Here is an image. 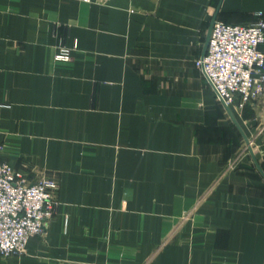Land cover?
<instances>
[{
    "label": "crops",
    "instance_id": "obj_1",
    "mask_svg": "<svg viewBox=\"0 0 264 264\" xmlns=\"http://www.w3.org/2000/svg\"><path fill=\"white\" fill-rule=\"evenodd\" d=\"M257 11L0 0V161L59 182L48 228L0 264H264V178L194 66L215 13ZM229 109L264 173V95Z\"/></svg>",
    "mask_w": 264,
    "mask_h": 264
},
{
    "label": "built area",
    "instance_id": "obj_2",
    "mask_svg": "<svg viewBox=\"0 0 264 264\" xmlns=\"http://www.w3.org/2000/svg\"><path fill=\"white\" fill-rule=\"evenodd\" d=\"M248 24H227L215 20L206 49L196 66L217 99L228 107L242 109L252 99L264 95V12H255ZM67 61L65 46L54 56ZM55 182L41 179L27 184L25 176L0 161V256L25 252L28 240L41 234L55 203L51 192Z\"/></svg>",
    "mask_w": 264,
    "mask_h": 264
},
{
    "label": "rangeland",
    "instance_id": "obj_3",
    "mask_svg": "<svg viewBox=\"0 0 264 264\" xmlns=\"http://www.w3.org/2000/svg\"><path fill=\"white\" fill-rule=\"evenodd\" d=\"M215 20H220V19H218V18H216ZM221 21V20H220ZM225 23V22H224ZM61 47V46H60ZM60 47H59V51H60ZM66 48H68L69 50H70V52H71V50L73 49V48H69V47H67V46H65ZM72 47H74V46H72ZM198 59V58H197ZM196 59V60H197ZM196 60L194 61V66L198 69V71H200V69L195 65L196 64ZM200 75H201V72H200ZM202 76V78H203V75H201ZM214 98H215V100H216V102L218 103V105H221V103H220V101L217 99V97H216V95L214 96ZM249 140V139H248ZM243 144L241 145V148H240V150L242 149L243 150V152H244V154H249L248 153V150H247V148H246V144H245V142H244V140H243V138H242V141H241ZM249 142H250V140H249ZM250 146H251V142H250ZM239 148V147H238ZM251 148H252V146H251ZM239 150V149H238ZM253 151V150H252ZM2 162H5V161H2ZM5 163H7V162H5ZM7 164H9V165H11L10 163H7ZM14 169H17V170H19L24 176H25V179H26V182H27V184H33V183H36V182H38L39 180H41V179H46V180H51V181H53V182H55V188L53 189V191L51 192V194H52V200H53V202L55 203V209H54V211H53V213H52V215L46 220V222H45V226H44V229H43V231H42V233L41 234H38V235H33V236H31L30 238H29V240L31 239V238H33V237H36V236H40V235H42L43 233H44V230L46 229V228H48V226H49V224H50V221L52 220V218H53V216H54V214H55V212H56V207H57V205H58V194H57V191H58V186H59V182L57 181V180H55L54 178H51V177H47V176H45V175H43V176H41L40 178H38L36 181H33V182H31V181H29L28 179H27V177H26V175L19 169V168H16L15 166H13V165H11ZM29 240H28V242H29ZM27 245H28V243H27ZM26 249H27V246H26ZM26 249H25V252H26ZM24 252V253H25ZM23 253V254H24ZM23 254H21V255H19V256H17V255H14V256H9V257H20V256H22ZM1 257V256H0ZM1 258H7V257H1Z\"/></svg>",
    "mask_w": 264,
    "mask_h": 264
},
{
    "label": "water",
    "instance_id": "obj_4",
    "mask_svg": "<svg viewBox=\"0 0 264 264\" xmlns=\"http://www.w3.org/2000/svg\"><path fill=\"white\" fill-rule=\"evenodd\" d=\"M215 19H216V13L213 15V17H212V19H211V21H210L209 28H208V30H207L206 40H205V43H204V46H203V50H202V54H201L200 58H202L203 55H204V52H205V49H206V45H207V41H208V37H209V33H210V30H211L212 24L214 23ZM220 103L222 104V106L224 107V109L226 110V112L228 113V115H229V117L231 118V120L234 122V124H235V125L237 126V128L239 129V131H240V133H241V135H242V138H243V140H244V142H245V144H246V148H247V150H248V153H249V155H250V157H251V159H252L254 165H255L256 168L260 171L261 175H262L263 178H264V173H263V171L261 170V168H260L258 162L256 161V159H255V157H254V154H253V151H252V148H251V146H250V142H249L247 136L242 132V130L240 129V127L238 126V124L235 122L234 117H233V115H232V113H231L229 107H228L223 101H221V100H220Z\"/></svg>",
    "mask_w": 264,
    "mask_h": 264
}]
</instances>
